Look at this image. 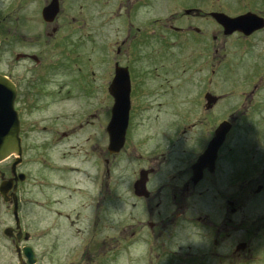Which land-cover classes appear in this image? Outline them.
Instances as JSON below:
<instances>
[{
  "label": "flooded vegetation",
  "instance_id": "flooded-vegetation-1",
  "mask_svg": "<svg viewBox=\"0 0 264 264\" xmlns=\"http://www.w3.org/2000/svg\"><path fill=\"white\" fill-rule=\"evenodd\" d=\"M167 1L0 0V75L13 85L21 148L19 162H0V264H264V3L230 13L179 0L162 13ZM215 13H252L263 26L225 29ZM111 24L112 45L102 30ZM97 36L104 70L87 52ZM226 49L235 58L226 60ZM175 51L196 58V106L163 124L155 141L143 120L130 126L144 79L133 68L155 57L164 68ZM124 68L130 109L115 151L110 90ZM48 95L70 107L46 112ZM25 110L40 115L26 122ZM30 147L35 178L24 170ZM181 221L199 225L201 239L173 249Z\"/></svg>",
  "mask_w": 264,
  "mask_h": 264
},
{
  "label": "rangeland",
  "instance_id": "rangeland-1",
  "mask_svg": "<svg viewBox=\"0 0 264 264\" xmlns=\"http://www.w3.org/2000/svg\"><path fill=\"white\" fill-rule=\"evenodd\" d=\"M190 4H194L196 0H187ZM178 1L174 0H168L166 5L161 9L162 13H169L173 11V9L176 7L175 5L178 4ZM202 6L204 9L208 10L210 8H213L212 5L214 4L215 8H226L230 13H239L241 12L244 7L246 8L250 7V9H260L264 3V0H201ZM159 11V10H158ZM98 18L94 19L92 24H95L98 26ZM104 29V30H103ZM114 29L115 26L113 24L107 25L105 28L103 27L102 30L106 34L107 40L105 44H113L114 38L116 35H114ZM102 34V33H101ZM102 36V35H101ZM90 38H93L90 36ZM102 43L101 37L97 36L96 42L92 41L89 42L90 50L87 52L90 53L93 64L96 65V67H99L101 65V61L104 59V54L102 53L99 55L98 47L97 45H100ZM97 44V45H96ZM96 45V47H95ZM227 56L226 60H230L232 58H235L232 56V53L229 49H226L224 51ZM86 52H84L85 54ZM8 54V53H6ZM185 53L177 52L175 51V55L169 54V64H167L164 68H158V63L161 62V58L155 57L153 61L149 59H144L140 63H137L133 70L135 72H139L138 74L141 75L144 79L142 83L138 85L141 90L135 91L132 97V106L133 111L131 115L130 120V126L133 129H138L140 126L139 124L142 123L141 121H144V125L147 126V132L153 133L154 140L155 141H162V138H160L157 133L159 128H163V124L165 123H175L179 120L178 112L182 109H185L186 112H190L189 108H194L196 105L194 104V97L195 93L197 91L196 89V78L198 76V71L196 64L194 65L195 57L192 55V57H188L186 59ZM79 59V58H78ZM77 59V60H78ZM76 60V61H77ZM96 60V62H95ZM101 60V61H100ZM83 62V61H82ZM106 68L107 71L112 70V64L109 65L108 62H106ZM110 66V67H109ZM0 69L1 72H3L5 68V62L3 61V65L1 64ZM102 67V65H101ZM104 70V67H102ZM208 68H206L207 70ZM111 72V71H110ZM220 76V82L221 85H225L224 83L227 81L228 77L230 76V73L226 72L225 70L219 74ZM60 82V81H57ZM54 85V82L43 85V87H46L48 89V94L52 93L53 90L52 87ZM58 88V86H57ZM220 88H223L220 86ZM56 89V86H55ZM152 92V95H150L149 98H144L145 95L143 93H149ZM45 93V92H43ZM160 94V95H159ZM159 95V96H157ZM42 99H45V96H42ZM49 103V107L47 108L46 112L55 113L56 111L60 109H67L70 107V103L65 102V100H62L60 98H56L53 100L51 96L48 95V99L46 101ZM161 103V106H158V104ZM40 104V103H39ZM112 101L107 100V112L109 108L111 107ZM42 105V104H41ZM144 107H150V111H141L140 108ZM36 111H33L30 113L29 110L24 111V119L26 122H29L32 117H37L39 112H36V115H34ZM46 112H42V114H45ZM167 113L165 116V121H157L156 115L162 116V114ZM108 119H109V112H108ZM29 124H27L28 126ZM136 130H133V137L136 132ZM142 132H145V128H139ZM141 133V132H140ZM36 136V135H32ZM37 137V136H36ZM131 144V141L130 143ZM27 152H25L24 156L26 159L31 160L29 164L24 166V170L26 173L30 176L35 178L38 175L37 170V164L34 162V159L36 158V149L33 147L27 148ZM55 153L48 152L49 156H52ZM8 158V157H7ZM57 160V159H56ZM119 166L122 168V171H125V176L130 175V169H123V163L119 162ZM117 164L114 165L112 168V174H117L121 170ZM46 196H49V194H46ZM45 214V213H44ZM124 214V211L122 212ZM115 213L111 212L110 214H107V219L109 222H112L115 219Z\"/></svg>",
  "mask_w": 264,
  "mask_h": 264
},
{
  "label": "water",
  "instance_id": "water-1",
  "mask_svg": "<svg viewBox=\"0 0 264 264\" xmlns=\"http://www.w3.org/2000/svg\"><path fill=\"white\" fill-rule=\"evenodd\" d=\"M213 17L224 27L254 29L262 26L259 18L252 14H246L236 18H229L221 13L213 14ZM246 20V21H245ZM11 83L0 76V160L15 155L17 162L21 154L18 139V124L16 113L13 110L14 92H9ZM129 77L127 70L116 69V76L111 87L114 104L111 111V119L108 124L109 149L119 150L123 145L124 133L128 123L129 101Z\"/></svg>",
  "mask_w": 264,
  "mask_h": 264
},
{
  "label": "clouds",
  "instance_id": "clouds-1",
  "mask_svg": "<svg viewBox=\"0 0 264 264\" xmlns=\"http://www.w3.org/2000/svg\"><path fill=\"white\" fill-rule=\"evenodd\" d=\"M175 235L172 238V248L185 245L189 242H199L201 239V228L194 222L181 221L174 229ZM193 236L198 238L193 239Z\"/></svg>",
  "mask_w": 264,
  "mask_h": 264
}]
</instances>
